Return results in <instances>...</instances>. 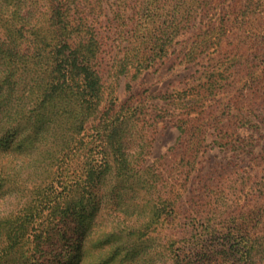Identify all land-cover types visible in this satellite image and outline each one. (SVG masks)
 Segmentation results:
<instances>
[{"label":"rangeland","instance_id":"1","mask_svg":"<svg viewBox=\"0 0 264 264\" xmlns=\"http://www.w3.org/2000/svg\"><path fill=\"white\" fill-rule=\"evenodd\" d=\"M169 1L161 0L165 8L151 13L147 26L152 34L165 37L160 31L170 32L174 22L186 28L167 43L162 56L145 49L155 61L135 78L134 66L123 69L120 63L128 56L125 46L139 9L101 0L103 9L92 16L102 42L105 92L113 95L104 94L101 111L123 108L133 116L135 126L129 123L123 134L126 153L160 176L156 188L148 193L138 189L131 196L135 185L124 174L113 176V165H93L88 142L97 120L78 133L68 153L48 137L41 159L43 140L38 136L35 145L19 140L22 124L18 133L13 123L6 127L0 113V264L45 259L73 264L78 255L82 264H168L182 259L189 250L185 240L207 226L226 235L234 228L232 217L246 212L264 217V172L247 159L238 164L231 151L212 143L219 131L235 129L264 146V124L257 131L237 128L230 115L246 112L250 99L264 92V80L251 85L246 76L247 61L264 59V0H211L192 11L190 22L182 12L168 11ZM237 60L240 67L234 66ZM260 73L264 75V65ZM256 112L264 113V108ZM179 120L184 132L178 129ZM98 194L100 208L91 213L90 202ZM130 197V205L120 207V198ZM111 206L117 214H107ZM111 219L127 230L107 235L103 225ZM41 229L50 237L48 257L38 252L45 250ZM128 229L141 237L128 235L126 245H120ZM80 231L82 244L75 251L69 246Z\"/></svg>","mask_w":264,"mask_h":264},{"label":"trees","instance_id":"2","mask_svg":"<svg viewBox=\"0 0 264 264\" xmlns=\"http://www.w3.org/2000/svg\"><path fill=\"white\" fill-rule=\"evenodd\" d=\"M118 1L123 7L133 4V8L139 9V21L130 30L125 46L130 52L127 51L128 56L123 57L120 63L123 69L128 64L134 66L132 78H135L141 70L155 61L154 56L147 54L145 49L162 56L166 52L167 43L186 26L181 28L179 22H174L168 33L157 28L165 37H154L151 28L147 26L148 21L153 18L151 13L165 8V4L161 0H137L131 5L132 0ZM210 2L211 0H170L167 5L168 11L173 9L176 13L182 12L190 22L189 15H192V11ZM101 9V0H0V113L5 118L3 122H6V127L13 123L18 133V125L22 124L23 134L18 137L19 140L26 139L32 145H35L38 136L43 140L39 145L43 153L41 159L46 154L44 141L48 137L58 141L60 151L68 153L75 148L71 145L76 141L78 133L90 121L97 120L91 124L93 136L88 142L91 146L88 151L89 160L94 166L104 165L108 169L113 165V176L116 178L124 174L135 185L131 196L138 189H144L148 193L156 188L160 176L149 167H142L139 161L132 162L126 153L123 134L126 125L130 123L135 126L133 116L123 108L117 111L110 107L105 113L101 111V105L106 99L104 94L107 93L101 71L102 42L92 17ZM186 61L193 62L194 59L186 58ZM239 62L234 63V66L240 67L237 66ZM247 65L249 72L246 76L251 85L262 82L264 75L261 76L260 72L264 59L247 61ZM234 79V82H238L237 77L234 76ZM107 96L112 97V91H108ZM115 101V98H111L110 105L115 106ZM250 102V108H246V112L236 110L230 115L236 120L237 128L241 126L257 131L264 124V113L256 112L264 108V92L254 95ZM179 122L181 124L178 129L184 132L183 120ZM217 136L212 143L231 151L230 156L238 160V164L247 159L248 163L252 162L264 172L263 145L252 137H240L235 129L219 131ZM66 137L70 138V143L65 141ZM204 140V137L198 139L199 145ZM71 186L70 184L69 187ZM115 189L112 186V191ZM120 199V207L130 205L131 197ZM89 207L91 213L99 210V194L98 198L95 197L90 202ZM109 211H115L114 207L108 208L107 214ZM231 222L234 228L226 235L207 226V231L188 237L185 247L189 250L185 254L182 251V259H170L168 264H264V217L254 218L246 212L238 218L232 217ZM127 228L124 223L115 219L108 220L103 225L107 235ZM128 230L129 234L120 245H126L128 235L130 238L139 233L133 232V229ZM81 234L82 231L69 246L77 248L75 251L82 244ZM40 235V242L45 250L38 252L46 256L50 253H46L50 237L44 235L43 229ZM36 262L53 264L49 259ZM73 264H82L79 255Z\"/></svg>","mask_w":264,"mask_h":264}]
</instances>
